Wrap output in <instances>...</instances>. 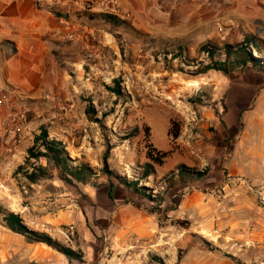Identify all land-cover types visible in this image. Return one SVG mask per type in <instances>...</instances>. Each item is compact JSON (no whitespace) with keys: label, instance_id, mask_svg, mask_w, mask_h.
Wrapping results in <instances>:
<instances>
[{"label":"rangeland","instance_id":"1","mask_svg":"<svg viewBox=\"0 0 264 264\" xmlns=\"http://www.w3.org/2000/svg\"><path fill=\"white\" fill-rule=\"evenodd\" d=\"M221 1L51 5L55 15L71 17L68 42L74 45L68 52L52 50L59 60L58 89H48L54 101L47 106L42 99L39 108L45 111L28 123L22 164L2 181L0 264H180L202 249L233 256L234 264H264V243L255 240L232 202L218 204L225 194L228 148L214 129L225 128L235 103L234 110L243 111L236 125L242 126L256 93L264 90V77L252 62L246 70L232 67L240 46L264 61L244 42L253 40L264 50V24L251 19L264 16V0H243L248 21L227 14ZM204 45L213 48V61L201 51ZM225 45L231 46L230 57ZM217 62L229 74L208 69ZM114 82L119 95L107 89ZM242 89H250L252 99L232 102L230 94ZM144 128L149 142L168 152L149 176ZM169 128H177L176 140ZM44 141L61 144L68 156L62 168L51 161ZM1 212L18 216L29 230L47 234L75 256L12 232Z\"/></svg>","mask_w":264,"mask_h":264},{"label":"crops","instance_id":"2","mask_svg":"<svg viewBox=\"0 0 264 264\" xmlns=\"http://www.w3.org/2000/svg\"><path fill=\"white\" fill-rule=\"evenodd\" d=\"M69 1L0 0V93L3 89L11 87L27 98V135L30 132L28 123H31L32 115L45 111V108H39L40 103L47 98V106L51 105L54 95L49 93V87L55 85L57 90L59 86L56 71L59 68V60L52 50H73L74 43L68 42L73 30L69 25L71 17L64 19L50 10L52 4L63 6L68 5ZM223 1L218 2V5L236 6L234 14L230 10L231 7H227V14H233L236 19L250 20L247 10L241 8L243 0H225L228 2L226 4H223ZM251 19L258 26L264 24V16L259 15ZM261 52L264 53V50ZM249 93L250 89H242L237 94H230L229 99L232 102L237 100L244 103L251 98ZM255 98V108L250 112L249 118L243 121L242 126L236 125L239 122L237 118L243 111H235L239 105L235 103L234 109L230 110L226 118L225 128H214L220 144L227 145L228 148L224 161L227 171L223 182L224 200H219L218 204L228 205L232 202L231 209L238 212L243 222L248 224L255 240L264 243V206H261L258 197L249 188L251 185L264 192V90L256 93ZM0 114L3 116V108H0ZM27 142L26 137L22 142V149ZM193 205V201L186 204L190 209ZM180 264L234 263L202 249L198 252L195 250L192 255L189 253Z\"/></svg>","mask_w":264,"mask_h":264},{"label":"trees","instance_id":"3","mask_svg":"<svg viewBox=\"0 0 264 264\" xmlns=\"http://www.w3.org/2000/svg\"><path fill=\"white\" fill-rule=\"evenodd\" d=\"M93 19V18H92ZM113 19V18H110ZM115 20V19H114ZM244 42L246 44H252L253 47H255L256 51L258 54H264L261 52V50L257 49V43H254V41L252 40H248V39H244ZM224 50H225V54L226 56L230 57L231 56V46L230 45H225L224 46ZM201 51L206 53V55H208L210 57V60L213 61V57H214V51L213 48H211L210 46H202L201 47ZM237 54L236 55V64L232 65V67L236 66L238 69L240 68H244L245 70L249 68V64L250 62L253 63V65L255 66V68H257L258 70V74L261 75V77H264V61H261L259 59L253 58L251 56V52L249 50L248 47H243L240 46L239 49H236ZM262 59H264V57H261ZM224 62L226 60H223ZM227 63V62H226ZM213 65L216 66H208V69H214L216 71H220L223 72L225 75L229 74V69L225 63L224 64H220V62H217ZM109 91H111L112 93H115L116 95H119V85L114 82V87L113 88H107ZM90 111L91 109L88 108L86 114L90 115ZM149 128H144V133H145V139H146V149H147V159L149 162H147L144 165V170L145 173L147 174V176H149L151 173H153V168L155 166L161 167L165 161V158L168 155V152H162L157 150L151 142H149V137H150V132H149ZM47 132L46 130L42 131V137H46ZM168 135L171 137L172 140H176L179 136L178 130L177 128H169L168 129ZM43 147L46 149V152L49 154L50 153V158L51 161H53V163L55 164L56 167L58 168H62L63 164L65 163V161L68 160V156L67 154L64 152V150L61 148V144L58 142H43ZM38 157V156H37ZM180 168H183L182 165L179 166ZM107 171V169L105 170ZM81 174L80 173H76L73 174L74 177H76L77 179H80L79 176ZM31 179L34 181L35 178L31 177ZM80 182L84 181V180H78ZM109 191H108V196L110 199H113V189H114V185L111 181H109ZM134 184H126V186H133ZM1 214L4 216V222L6 224V227L11 230L14 233H17L19 235H22L23 237H25L29 242L31 243H43L46 244L49 247H52L54 249H56L57 251L61 252L62 254H64L66 257L68 258H73L75 256L74 252L68 248H64L62 246H60L57 242L53 241L52 238H50L47 234H40L34 231L29 230L22 222L21 220L18 218V216L12 214V213H4L1 212ZM231 260L233 261H237L233 256H228ZM180 258L178 257V260ZM238 264H240L238 262Z\"/></svg>","mask_w":264,"mask_h":264},{"label":"built area","instance_id":"4","mask_svg":"<svg viewBox=\"0 0 264 264\" xmlns=\"http://www.w3.org/2000/svg\"><path fill=\"white\" fill-rule=\"evenodd\" d=\"M27 104L25 95L14 88L7 87L0 93V108L4 109L3 116L0 114V193L5 189L2 181L16 170L17 163L22 164V142L28 137ZM249 188L264 205V192L251 185Z\"/></svg>","mask_w":264,"mask_h":264},{"label":"bare ground","instance_id":"5","mask_svg":"<svg viewBox=\"0 0 264 264\" xmlns=\"http://www.w3.org/2000/svg\"><path fill=\"white\" fill-rule=\"evenodd\" d=\"M232 6V5H231ZM231 6H228V7H231ZM228 13V12H227ZM234 14V13H233ZM194 85H197V83L196 82H194Z\"/></svg>","mask_w":264,"mask_h":264}]
</instances>
